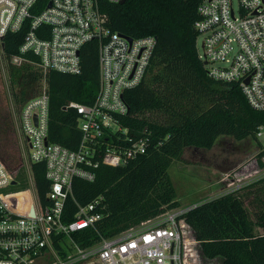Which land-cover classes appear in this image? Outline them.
Wrapping results in <instances>:
<instances>
[{
    "label": "built area",
    "instance_id": "obj_1",
    "mask_svg": "<svg viewBox=\"0 0 264 264\" xmlns=\"http://www.w3.org/2000/svg\"><path fill=\"white\" fill-rule=\"evenodd\" d=\"M119 0H0V54L6 34L23 33L13 65H33L40 74L38 93L24 102L17 118L23 186L17 171L0 160V264H198L193 231L185 211L171 208L80 247L73 233L95 228L104 216L98 197L75 203L65 221V203L73 178L93 180L100 164L124 165L146 152V139H133L114 116L126 114L123 92L140 83L155 45L151 35L128 37L111 31L101 2ZM194 29L196 56L205 74L236 83L250 108L264 111V0H200ZM197 41V40H196ZM96 43L98 86L90 104L64 105L76 114L80 133L75 149L47 141V71L80 72V48ZM257 151L251 162L264 173V128L255 132ZM257 154V155H256ZM44 165L48 189L38 197L31 166ZM194 206V205H193ZM192 206H189L190 208ZM186 208V209H188ZM176 209V210H175ZM194 233V232H193Z\"/></svg>",
    "mask_w": 264,
    "mask_h": 264
},
{
    "label": "trees",
    "instance_id": "obj_2",
    "mask_svg": "<svg viewBox=\"0 0 264 264\" xmlns=\"http://www.w3.org/2000/svg\"><path fill=\"white\" fill-rule=\"evenodd\" d=\"M199 1L124 0L100 4L111 31L128 37H154L146 72L155 71L148 83L143 78L123 92L128 112L114 116L132 140L146 139V152L117 167L100 164L93 170L92 181L73 178L71 182V195L65 203L66 222L72 217L75 203L84 205L98 197H102L105 212L95 228L73 233L80 247L177 207L167 169L172 161L179 160L185 148L210 149L218 135L241 140L254 137L258 127L264 128V111L250 108L236 83L214 81L205 74L195 47L194 22ZM22 35L8 33L3 37L7 57L17 53ZM79 60L78 74L47 71L44 75L48 95L47 141L69 149L78 146L80 133L76 112L63 107L70 101L90 104L95 99L96 43L84 44ZM12 71L16 73L15 69ZM147 112L153 117L147 116ZM0 143L9 162L15 164L18 147L10 120L1 114ZM31 173L37 195L43 199L48 189L43 163H33ZM19 175L17 172L16 178ZM259 180L264 182V177ZM239 190L186 209L185 222L206 258L217 257L220 264H264V190L261 188L253 195L257 203L253 219L243 206ZM255 227L262 232L257 233Z\"/></svg>",
    "mask_w": 264,
    "mask_h": 264
},
{
    "label": "rangeland",
    "instance_id": "obj_3",
    "mask_svg": "<svg viewBox=\"0 0 264 264\" xmlns=\"http://www.w3.org/2000/svg\"><path fill=\"white\" fill-rule=\"evenodd\" d=\"M196 40V46L200 49L199 37ZM12 69L16 70L15 74ZM154 71L148 69L145 73L146 83ZM40 87L41 78L33 65H13L8 57L0 54V114L10 120L13 138L19 151L15 157L17 162L11 164L5 148L0 143V160L6 167L12 169L9 171H17L20 174L18 180L22 183L9 187L8 191L19 190L24 182L23 169L22 167L18 169V163L23 162L16 130L18 111L24 102L38 93ZM146 115L153 117L154 114L147 112ZM214 141L210 149L185 148L179 160L172 161L168 166L167 173L171 178L178 203L175 208L185 211L189 206L203 200L216 198L240 188L237 192L241 194L243 206L253 219L252 212L257 206L253 195L261 188L264 190V182L259 180L264 177V173L255 172L254 165L251 164L258 141L253 136L234 140L228 135H218ZM255 231L262 232L258 227H255ZM193 235V231H190L187 236L192 238ZM193 246L198 264H220L221 260L217 257L209 259L203 256L198 243H194Z\"/></svg>",
    "mask_w": 264,
    "mask_h": 264
},
{
    "label": "water",
    "instance_id": "obj_4",
    "mask_svg": "<svg viewBox=\"0 0 264 264\" xmlns=\"http://www.w3.org/2000/svg\"><path fill=\"white\" fill-rule=\"evenodd\" d=\"M124 0H119L117 3H122Z\"/></svg>",
    "mask_w": 264,
    "mask_h": 264
}]
</instances>
